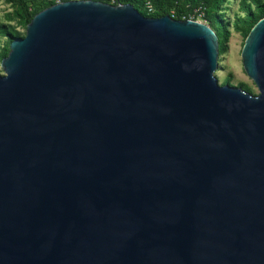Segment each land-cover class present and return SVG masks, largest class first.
<instances>
[{"label":"water","instance_id":"1","mask_svg":"<svg viewBox=\"0 0 264 264\" xmlns=\"http://www.w3.org/2000/svg\"><path fill=\"white\" fill-rule=\"evenodd\" d=\"M250 93L208 24L37 12L0 61V264H264V17Z\"/></svg>","mask_w":264,"mask_h":264},{"label":"trees","instance_id":"2","mask_svg":"<svg viewBox=\"0 0 264 264\" xmlns=\"http://www.w3.org/2000/svg\"><path fill=\"white\" fill-rule=\"evenodd\" d=\"M9 4L12 8L7 13V22L0 20V61L7 56L10 42L24 35L16 26L21 25L24 29L31 18L40 10L61 1L67 0H0ZM112 5L131 4L142 15L158 17L170 15L174 19L184 20L194 13L195 9L203 12V19L211 27L217 37L218 57L227 50V42L230 36L229 26L233 31L239 33L243 39L247 36L256 22L264 17V0H97ZM148 1L152 6L149 12L145 6ZM232 1L237 2V11L233 13L232 19L228 17L227 10ZM13 20L15 23H10ZM230 82V75L222 84ZM230 84V83H229ZM238 87L253 93L252 89L244 82H239Z\"/></svg>","mask_w":264,"mask_h":264},{"label":"rangeland","instance_id":"3","mask_svg":"<svg viewBox=\"0 0 264 264\" xmlns=\"http://www.w3.org/2000/svg\"><path fill=\"white\" fill-rule=\"evenodd\" d=\"M12 10L11 6L3 1H0V20L2 22H7L6 14L10 13ZM237 11V2L232 1L229 4V8L227 10V15L230 19H232V15ZM10 23H15V21L11 20ZM16 28L24 32L25 29L21 25H17ZM230 36L227 42V50L220 57L217 58V68L214 71V75L217 78L219 84H222V81L230 75V84L237 86L239 82H244L247 84L253 91V93H257V88L252 82V80L246 75L243 65H242V56L241 50L244 44V39L242 36L233 31L232 27L229 26ZM3 40V39H2ZM2 40L0 42H2ZM0 73H2L0 67Z\"/></svg>","mask_w":264,"mask_h":264},{"label":"built area","instance_id":"4","mask_svg":"<svg viewBox=\"0 0 264 264\" xmlns=\"http://www.w3.org/2000/svg\"><path fill=\"white\" fill-rule=\"evenodd\" d=\"M145 6H146V8H147V10H148L149 12H152V10H153V9H152V6H151V4H150L148 1H146ZM187 20H194V21H198V22L205 23V21H204V19H203V12L200 11L199 9H195L194 13L191 14V15L187 18Z\"/></svg>","mask_w":264,"mask_h":264}]
</instances>
